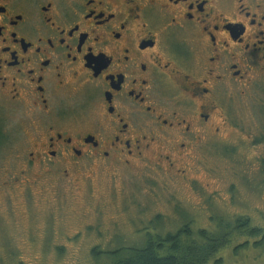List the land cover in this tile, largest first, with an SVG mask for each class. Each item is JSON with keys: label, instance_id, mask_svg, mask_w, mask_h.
I'll return each mask as SVG.
<instances>
[{"label": "flooded vegetation", "instance_id": "obj_1", "mask_svg": "<svg viewBox=\"0 0 264 264\" xmlns=\"http://www.w3.org/2000/svg\"><path fill=\"white\" fill-rule=\"evenodd\" d=\"M262 85L264 0H0V143L27 144L30 164L195 179L232 135L264 145L228 117Z\"/></svg>", "mask_w": 264, "mask_h": 264}, {"label": "rangeland", "instance_id": "obj_2", "mask_svg": "<svg viewBox=\"0 0 264 264\" xmlns=\"http://www.w3.org/2000/svg\"><path fill=\"white\" fill-rule=\"evenodd\" d=\"M249 93L230 98L228 117L264 131V85ZM29 151L19 141L0 143V264H112L149 237L186 225L211 229L212 216L249 217L264 228V145L236 135L198 160L190 173L197 180L189 181L151 164L103 170L94 163L65 173L56 159L30 164ZM252 242L222 252L221 264H264V249Z\"/></svg>", "mask_w": 264, "mask_h": 264}, {"label": "trees", "instance_id": "obj_3", "mask_svg": "<svg viewBox=\"0 0 264 264\" xmlns=\"http://www.w3.org/2000/svg\"><path fill=\"white\" fill-rule=\"evenodd\" d=\"M260 166L262 174L264 156ZM243 235L245 240L239 247L245 248L253 240L254 246L264 249V228L252 225L249 217L233 222L215 220L212 231L180 229L176 234L149 237L146 244L131 247L112 264H221L220 252Z\"/></svg>", "mask_w": 264, "mask_h": 264}]
</instances>
